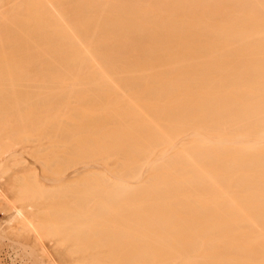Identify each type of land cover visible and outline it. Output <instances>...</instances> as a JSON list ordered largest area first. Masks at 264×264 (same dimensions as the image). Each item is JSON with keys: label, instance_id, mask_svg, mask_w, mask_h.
<instances>
[{"label": "bare ground", "instance_id": "6f19581e", "mask_svg": "<svg viewBox=\"0 0 264 264\" xmlns=\"http://www.w3.org/2000/svg\"><path fill=\"white\" fill-rule=\"evenodd\" d=\"M27 118L62 154L48 187L0 183L11 236L58 264H264V0H0V178Z\"/></svg>", "mask_w": 264, "mask_h": 264}, {"label": "rangeland", "instance_id": "374dc122", "mask_svg": "<svg viewBox=\"0 0 264 264\" xmlns=\"http://www.w3.org/2000/svg\"><path fill=\"white\" fill-rule=\"evenodd\" d=\"M32 120L33 119L27 118L25 123L26 139L24 140L25 143L22 141V145L24 144L25 146L23 145L24 147H22L20 144L17 150L16 148L15 149L11 148L14 150H11L9 148L8 150H11L14 153V156L12 155L13 153L11 151H10L11 153H9L8 150L4 151L2 154L4 155V158H7V160H5L7 164L4 161L5 163H3V165L4 164L6 165L3 166L2 171L4 170L5 172L3 171L4 176L2 174V177L0 178L2 179L1 180L2 182L0 183L2 184V187L6 190H11L15 187H21L22 185L29 184L27 180L30 181V184H35L38 186V184L40 183L42 184L43 187H48L50 184L45 181L46 177H52L56 172H58L57 168H55L53 164L55 157L58 154L60 155L62 154V152L58 151L57 150L58 148L56 147V145L59 144V141L55 137L50 138L46 136L47 135L46 132L44 133L38 131V129L35 128L38 122H32ZM44 122L46 123V121ZM42 136H45L44 140H42ZM20 150H22V152L20 153L22 154L23 157L21 156L20 153H18ZM10 154L12 155V157ZM19 154L21 158L19 157ZM19 162L23 164H21L20 166V164H18ZM48 162L49 163L52 162L51 166L48 165ZM46 165H48V167H46ZM2 200L3 199L1 198L0 199V264H43V262L45 264V261L47 260L48 261L46 262V264H48V262L51 260H53L51 261L52 262L51 264H53L54 262H55L54 264L56 263L58 264L59 260L57 259V256L52 253L53 250L55 249L54 242L47 241L48 243H52L53 245L52 246L51 244H49L51 246H49L48 248L47 242H46L47 244L46 243L37 244L38 242L35 243V241L31 239L33 238L31 236H30L31 240H27L26 238L28 236L25 237L26 235H22V234L19 235V233H17V235L11 236L13 235V233L8 234L9 232L8 226L6 227L7 222L5 223V219L7 215H5L6 212H4V206H3L5 200H3L4 202ZM46 201H47L46 203L50 206L52 204H56V202L58 203L60 199L59 197L51 196V198ZM42 203L41 201L40 202L36 201V203L35 202L32 203V205L30 206V210L32 209L31 212H33L34 214L38 213L44 215L46 208L45 205L47 204L45 202ZM51 210L52 209L50 208L49 211ZM3 226L5 229L7 228L6 231L3 229ZM48 252L51 253L49 254Z\"/></svg>", "mask_w": 264, "mask_h": 264}]
</instances>
